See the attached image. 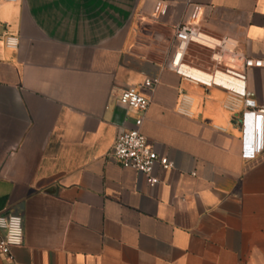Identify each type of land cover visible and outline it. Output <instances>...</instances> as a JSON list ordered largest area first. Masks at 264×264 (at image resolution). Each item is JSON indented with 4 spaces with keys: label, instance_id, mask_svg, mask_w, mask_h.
<instances>
[{
    "label": "crops",
    "instance_id": "crops-1",
    "mask_svg": "<svg viewBox=\"0 0 264 264\" xmlns=\"http://www.w3.org/2000/svg\"><path fill=\"white\" fill-rule=\"evenodd\" d=\"M189 20L264 59V0H0V213L23 228L0 264H264V150L240 157L243 105L166 65ZM194 48L182 64L211 73ZM146 78L139 130L171 164L152 187L109 154L138 115L118 95ZM244 85L264 107V68Z\"/></svg>",
    "mask_w": 264,
    "mask_h": 264
},
{
    "label": "built area",
    "instance_id": "built-area-1",
    "mask_svg": "<svg viewBox=\"0 0 264 264\" xmlns=\"http://www.w3.org/2000/svg\"><path fill=\"white\" fill-rule=\"evenodd\" d=\"M15 2L16 0H1ZM174 46L166 65L176 74L203 86L214 85L228 93L224 108L234 111L236 102L240 101L243 109L238 118L240 131V157L251 160L264 150V107L249 106L245 91V74L252 68H264L263 58L249 57L240 52L238 42L229 36L211 37L205 35L189 20L172 29ZM4 44L16 48L18 38L9 35ZM190 45L201 47L207 51V59L212 67L209 74L190 70L182 64V58ZM156 79L146 78L138 87L123 89L117 98L118 105L127 110L137 112L130 129L119 132L110 149V157L122 168L135 170L148 186H155L158 179L155 170H167L171 167L167 158L156 153L146 144L139 130L141 114L146 109L148 99L143 96L141 87L151 88ZM0 254L11 258V249L21 245L23 240L22 219L14 213H0Z\"/></svg>",
    "mask_w": 264,
    "mask_h": 264
},
{
    "label": "rangeland",
    "instance_id": "rangeland-1",
    "mask_svg": "<svg viewBox=\"0 0 264 264\" xmlns=\"http://www.w3.org/2000/svg\"><path fill=\"white\" fill-rule=\"evenodd\" d=\"M195 46V45H194ZM195 56L198 57L199 59H206L207 58V53L206 50L202 49L201 47L195 46Z\"/></svg>",
    "mask_w": 264,
    "mask_h": 264
},
{
    "label": "water",
    "instance_id": "water-1",
    "mask_svg": "<svg viewBox=\"0 0 264 264\" xmlns=\"http://www.w3.org/2000/svg\"><path fill=\"white\" fill-rule=\"evenodd\" d=\"M250 103V102H249ZM247 104H248V102H247Z\"/></svg>",
    "mask_w": 264,
    "mask_h": 264
}]
</instances>
